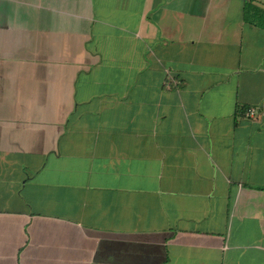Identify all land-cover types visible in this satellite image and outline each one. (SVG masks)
I'll list each match as a JSON object with an SVG mask.
<instances>
[{
  "label": "crops",
  "instance_id": "1",
  "mask_svg": "<svg viewBox=\"0 0 264 264\" xmlns=\"http://www.w3.org/2000/svg\"><path fill=\"white\" fill-rule=\"evenodd\" d=\"M246 2L0 0V264H264Z\"/></svg>",
  "mask_w": 264,
  "mask_h": 264
},
{
  "label": "trees",
  "instance_id": "2",
  "mask_svg": "<svg viewBox=\"0 0 264 264\" xmlns=\"http://www.w3.org/2000/svg\"><path fill=\"white\" fill-rule=\"evenodd\" d=\"M245 19L252 24L264 27V7L257 4V0H247Z\"/></svg>",
  "mask_w": 264,
  "mask_h": 264
},
{
  "label": "built area",
  "instance_id": "3",
  "mask_svg": "<svg viewBox=\"0 0 264 264\" xmlns=\"http://www.w3.org/2000/svg\"><path fill=\"white\" fill-rule=\"evenodd\" d=\"M168 88H170L169 85H167ZM257 114L256 110L254 108H250L248 111H247V117H255Z\"/></svg>",
  "mask_w": 264,
  "mask_h": 264
},
{
  "label": "rangeland",
  "instance_id": "4",
  "mask_svg": "<svg viewBox=\"0 0 264 264\" xmlns=\"http://www.w3.org/2000/svg\"><path fill=\"white\" fill-rule=\"evenodd\" d=\"M262 2L261 3H263V5H264V0H261Z\"/></svg>",
  "mask_w": 264,
  "mask_h": 264
}]
</instances>
